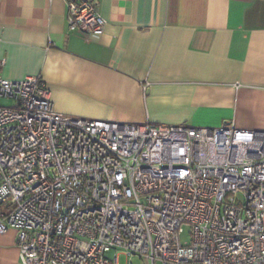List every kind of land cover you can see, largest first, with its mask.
I'll return each instance as SVG.
<instances>
[{
	"label": "built area",
	"instance_id": "2783aa9c",
	"mask_svg": "<svg viewBox=\"0 0 264 264\" xmlns=\"http://www.w3.org/2000/svg\"><path fill=\"white\" fill-rule=\"evenodd\" d=\"M68 9L69 30L104 33L99 0ZM50 95L0 75V232L20 264H264V130L81 117Z\"/></svg>",
	"mask_w": 264,
	"mask_h": 264
},
{
	"label": "crops",
	"instance_id": "0c3cea01",
	"mask_svg": "<svg viewBox=\"0 0 264 264\" xmlns=\"http://www.w3.org/2000/svg\"><path fill=\"white\" fill-rule=\"evenodd\" d=\"M68 1L0 0L1 76L42 75L69 115L264 130V0H99L102 34L69 30Z\"/></svg>",
	"mask_w": 264,
	"mask_h": 264
},
{
	"label": "rangeland",
	"instance_id": "374dc122",
	"mask_svg": "<svg viewBox=\"0 0 264 264\" xmlns=\"http://www.w3.org/2000/svg\"><path fill=\"white\" fill-rule=\"evenodd\" d=\"M182 241H186L189 238V234H188V227H186V231L185 233L182 235ZM119 260H120V264H128L130 262H133L134 264H146L142 259H140L137 256H133L131 258H129L128 256H126L125 254H120L119 256ZM146 262L148 263V261L146 260Z\"/></svg>",
	"mask_w": 264,
	"mask_h": 264
}]
</instances>
